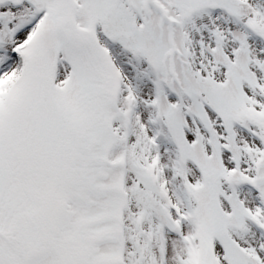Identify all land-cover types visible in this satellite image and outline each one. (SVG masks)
I'll use <instances>...</instances> for the list:
<instances>
[{
    "label": "snow or ice",
    "instance_id": "6c2138e0",
    "mask_svg": "<svg viewBox=\"0 0 264 264\" xmlns=\"http://www.w3.org/2000/svg\"><path fill=\"white\" fill-rule=\"evenodd\" d=\"M0 264H264V0H0Z\"/></svg>",
    "mask_w": 264,
    "mask_h": 264
}]
</instances>
